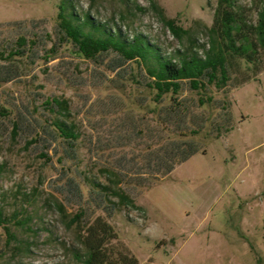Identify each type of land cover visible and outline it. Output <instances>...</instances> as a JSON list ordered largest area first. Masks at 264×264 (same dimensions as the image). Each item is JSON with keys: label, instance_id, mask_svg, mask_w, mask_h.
<instances>
[{"label": "rangeland", "instance_id": "obj_1", "mask_svg": "<svg viewBox=\"0 0 264 264\" xmlns=\"http://www.w3.org/2000/svg\"><path fill=\"white\" fill-rule=\"evenodd\" d=\"M217 2L0 0V211L12 234L0 227V264H84L97 217L115 233L114 260L264 264V57L222 89L183 82L156 102L147 65L84 58L58 20L62 10L96 37L148 43L153 67L204 55ZM237 6L257 23V0ZM165 19L189 34L175 38ZM56 121L78 133L73 151ZM118 190L141 209L119 205Z\"/></svg>", "mask_w": 264, "mask_h": 264}, {"label": "trees", "instance_id": "obj_2", "mask_svg": "<svg viewBox=\"0 0 264 264\" xmlns=\"http://www.w3.org/2000/svg\"><path fill=\"white\" fill-rule=\"evenodd\" d=\"M239 1L218 0L213 24L208 28L209 48L203 56L197 53L183 54L178 61L158 60L153 67H148L149 58L153 54V49L148 43L142 41L127 43L111 36L96 37L86 32L83 25L75 24L62 10L58 14V20L64 38L73 43L77 53L84 58L94 59L104 53L114 52L118 55L117 68L130 61L147 65L150 77L147 86L155 92V101L161 102L165 95H171V97L178 95L183 82H189L193 90H202L209 85L222 89L228 84L232 70L239 69L241 65L245 67L259 65L260 57H264V0H257L259 9L255 25L244 19L237 6ZM165 24L177 39H182L184 35L189 34V31L180 27L174 19H165ZM249 79L248 75L242 82ZM45 104L54 112L69 113L66 100L53 98L46 100ZM54 126L60 136L65 139L67 147L73 151L78 139V133L74 131V127L67 125L65 121H56ZM186 152L180 159V163L188 160L198 152V149L192 148ZM175 164L168 165L163 173H171ZM70 186L79 190L73 180H70ZM114 194L119 198V205L141 209L126 193L118 190ZM78 217L77 215L76 218ZM7 221L0 211V227H3L8 236L12 237L6 225ZM113 238L115 233L112 226L101 217H97L87 229L84 243L88 253L83 261L84 264H138L133 256L119 255L117 260L111 257L107 251V245Z\"/></svg>", "mask_w": 264, "mask_h": 264}]
</instances>
